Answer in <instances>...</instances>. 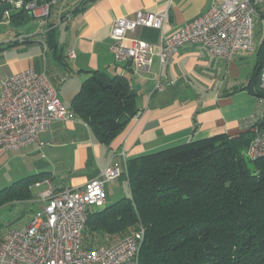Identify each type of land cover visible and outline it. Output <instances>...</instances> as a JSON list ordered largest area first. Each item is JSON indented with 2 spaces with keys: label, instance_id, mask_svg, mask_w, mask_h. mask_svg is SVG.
<instances>
[{
  "label": "crops",
  "instance_id": "obj_1",
  "mask_svg": "<svg viewBox=\"0 0 264 264\" xmlns=\"http://www.w3.org/2000/svg\"><path fill=\"white\" fill-rule=\"evenodd\" d=\"M210 5L211 0H87L80 7L79 0H70L55 5L36 30L0 36V81L28 67L44 72L69 112L68 118L52 121L34 141L18 149H0V163L4 159L2 163H7L8 154H12L10 159L17 156L23 164L0 183V190L20 179L35 180L29 186L28 198L0 206L9 208V212L0 213V239L7 229L27 225L33 212L43 208L39 194L50 185L57 190L82 186L99 177L110 162H117L121 175L105 183L106 203H111L125 189L129 191L124 174L128 159L247 129L256 111L262 109L259 98L246 88L249 80L226 83L228 76L237 72V62L246 52L221 61L212 58L201 44H186L167 63L159 61L161 36L177 31ZM164 9H168L169 18L161 29L139 26L121 41L124 47H129L130 38L152 45L147 69H137L129 61H116L110 50L113 22L133 17L138 11ZM32 18L38 20L35 15ZM48 33H52L49 40ZM24 34L30 38L15 40ZM92 71L124 75L137 93V114L107 144L96 140L86 123L70 113L72 97ZM157 81L161 89L156 88ZM12 208L15 213L9 217ZM6 218L18 224L10 222L5 228Z\"/></svg>",
  "mask_w": 264,
  "mask_h": 264
},
{
  "label": "trees",
  "instance_id": "obj_2",
  "mask_svg": "<svg viewBox=\"0 0 264 264\" xmlns=\"http://www.w3.org/2000/svg\"><path fill=\"white\" fill-rule=\"evenodd\" d=\"M79 1L82 7L87 0ZM32 14L21 8L9 18L20 24ZM263 62L264 39L246 85L264 99ZM136 96L126 76L92 71L72 97L70 113L107 144L137 114ZM252 137L246 129L128 159V195L88 210L83 247L110 245L112 236L117 241L143 227L138 264H264V157L246 156ZM33 182L20 179L1 189L0 206L28 198Z\"/></svg>",
  "mask_w": 264,
  "mask_h": 264
},
{
  "label": "built area",
  "instance_id": "obj_3",
  "mask_svg": "<svg viewBox=\"0 0 264 264\" xmlns=\"http://www.w3.org/2000/svg\"><path fill=\"white\" fill-rule=\"evenodd\" d=\"M12 8H25L45 23L50 7L70 0H0ZM264 0H211L209 9L182 25L177 31L162 35L159 61L167 63L186 44H201L208 54L221 61L231 60L239 52L254 50V18ZM10 10L3 16L9 17ZM169 18L168 9L160 12L138 11L133 17L117 18L110 33V50L116 61H129L145 70L153 47L149 42L130 38L129 47L122 40L139 26L161 29ZM30 35H19L23 42ZM73 52H70L72 55ZM259 87L264 92V62L259 72ZM156 88L161 89L160 81ZM247 129L253 137L246 149L250 159L264 157V99ZM69 112L57 96L56 86L28 67L0 81V149L22 147L49 127L52 121L66 119ZM121 175L117 162H110L100 176L79 187L55 189L51 185L39 198L42 209L33 212L28 224L12 227L0 239V264H138L144 239V228L124 236L110 245L83 247V230L88 210L103 207L107 202L105 183ZM39 184V183H37Z\"/></svg>",
  "mask_w": 264,
  "mask_h": 264
},
{
  "label": "rangeland",
  "instance_id": "obj_4",
  "mask_svg": "<svg viewBox=\"0 0 264 264\" xmlns=\"http://www.w3.org/2000/svg\"><path fill=\"white\" fill-rule=\"evenodd\" d=\"M260 6L262 7V9L258 13V15H256L254 18V28H253L254 50L250 52H246L245 54L242 55V58L237 62V66H236L237 72L233 76L232 75L228 76V79L226 81L227 84L229 83L240 84L244 80H250L252 77V73L256 68L257 52H258V49L261 47L263 39H264V15L262 16V14H264V2ZM54 7L55 5L50 7L51 13L53 12ZM12 10H14V8ZM38 26H39V19L35 20L33 18H28L24 20L23 22H21L20 24H16L14 22H11L9 17L3 16L2 20L0 21V36L13 35L16 32H27L31 30H36ZM11 155L12 154H8L7 163H2L5 161V159L4 161L0 163V183L3 182V180L5 179L10 178L12 176V173L14 172L13 170L23 165V164H20V161L18 160V158H16L17 156L14 157L15 159H10ZM248 165L250 168L253 167V163L251 162H248ZM128 193L129 191L125 189V192L123 193V195H120L118 199L121 197L127 196ZM4 211L9 212V208L7 206L1 207L0 213ZM14 213H15L14 209L12 208L11 213L9 214V217H12ZM24 218L20 222H24ZM10 222H12V220H8V218L4 220L5 228H6V225ZM12 224H18V223L13 221ZM110 239L112 241L111 244L115 242L113 236Z\"/></svg>",
  "mask_w": 264,
  "mask_h": 264
},
{
  "label": "water",
  "instance_id": "obj_5",
  "mask_svg": "<svg viewBox=\"0 0 264 264\" xmlns=\"http://www.w3.org/2000/svg\"><path fill=\"white\" fill-rule=\"evenodd\" d=\"M12 8V4L9 1L0 2V21L2 20L4 11L10 10Z\"/></svg>",
  "mask_w": 264,
  "mask_h": 264
}]
</instances>
